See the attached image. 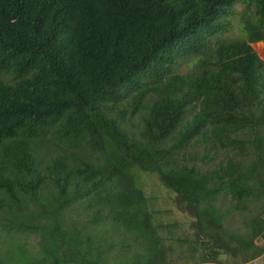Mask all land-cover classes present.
Segmentation results:
<instances>
[{
    "label": "trees",
    "instance_id": "16d2710c",
    "mask_svg": "<svg viewBox=\"0 0 264 264\" xmlns=\"http://www.w3.org/2000/svg\"><path fill=\"white\" fill-rule=\"evenodd\" d=\"M260 42L264 0H0V264L264 256ZM199 142L211 170L177 159Z\"/></svg>",
    "mask_w": 264,
    "mask_h": 264
},
{
    "label": "rangeland",
    "instance_id": "374dc122",
    "mask_svg": "<svg viewBox=\"0 0 264 264\" xmlns=\"http://www.w3.org/2000/svg\"><path fill=\"white\" fill-rule=\"evenodd\" d=\"M243 4L237 7L238 11H241ZM237 29H233L230 32L232 37H238L240 32V26H236ZM256 52L259 54L261 59L264 61V43L261 45H256L254 47ZM192 70L191 66L187 62H182L179 68V73L185 75ZM139 118L136 117L131 123L137 125L139 124ZM131 124H129L128 129L132 130ZM134 132L136 131L133 130ZM211 145H204V143L199 142L197 146H191L187 150L181 152L177 159L181 164L189 165L191 167H197L201 171L211 170L214 167L213 163H209L207 160H203L206 149H209ZM219 162V160H218ZM140 183L146 192L147 198H149V206L152 211L156 212V218L162 222H178L183 227L182 230L188 235H192L190 231L191 218L179 211L175 205H173V198L176 196L166 190L159 182L156 175L141 174ZM239 219L234 220L235 226H239ZM32 245L37 243L35 238L29 241ZM116 262V261H115Z\"/></svg>",
    "mask_w": 264,
    "mask_h": 264
},
{
    "label": "built area",
    "instance_id": "2783aa9c",
    "mask_svg": "<svg viewBox=\"0 0 264 264\" xmlns=\"http://www.w3.org/2000/svg\"><path fill=\"white\" fill-rule=\"evenodd\" d=\"M245 264H264V256L258 257L248 263Z\"/></svg>",
    "mask_w": 264,
    "mask_h": 264
},
{
    "label": "crops",
    "instance_id": "0c3cea01",
    "mask_svg": "<svg viewBox=\"0 0 264 264\" xmlns=\"http://www.w3.org/2000/svg\"><path fill=\"white\" fill-rule=\"evenodd\" d=\"M264 42H260V43H257V44H254L253 46L255 47L256 45H261L263 44Z\"/></svg>",
    "mask_w": 264,
    "mask_h": 264
}]
</instances>
